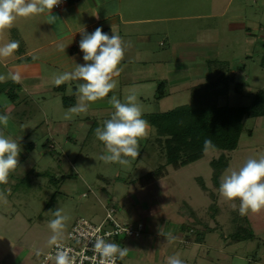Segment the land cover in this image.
Segmentation results:
<instances>
[{
	"label": "rangeland",
	"instance_id": "obj_1",
	"mask_svg": "<svg viewBox=\"0 0 264 264\" xmlns=\"http://www.w3.org/2000/svg\"><path fill=\"white\" fill-rule=\"evenodd\" d=\"M152 5L157 7L155 15L171 17L161 22L159 31H165L166 35L158 37L160 49L166 47L168 38L182 43H212L188 55L186 62L193 65L186 72L174 71L172 77L175 84L172 86L151 83L141 91V99L136 91L132 92L142 108L143 119L148 121L149 135L139 141L138 157H128L127 164L105 163L100 159L106 149L95 136L96 128L90 125L93 120H100L101 114L106 111L88 110L66 119L65 114L70 107L63 100L70 103L73 97L69 91L63 96L59 94L53 101V107L64 112L58 119L70 121L71 132L68 136L50 135L46 125L50 124L52 111H47V116L43 117L34 101L36 99L26 95L23 100L24 93H20L21 102H16L8 113L11 117L9 122L19 131L14 133V138L26 136L25 141L31 142L34 147L27 149L25 142L19 143L22 149L18 157L20 166L10 174L7 184L0 185V193L7 196V203L0 198V264H41L52 245L49 243L53 235L49 222L55 218V210L59 209L68 218L57 240L61 241L75 218L98 222L103 217L105 207L110 203L105 199L106 192L96 197L98 188L116 186L112 190L117 203L120 197L121 200H128L125 185L116 180L117 176L127 179L128 175V179L138 180L143 175L148 177L151 171L153 175H156V170L161 174L156 167L163 159L158 155V144L154 141L156 136H160L150 123L152 114L189 104L190 95L199 92L210 80L217 82L214 86L217 90L213 88L216 106H248L255 91L264 89V0H155ZM13 35L10 40L16 37L15 33ZM168 55V52L159 54L160 58L171 61ZM223 75H226L227 81ZM181 78L186 80L182 83ZM177 79L180 82L176 84ZM235 83L240 84L239 87H234ZM194 86L192 93L190 87ZM159 91H164L166 97L158 98ZM201 93L198 95L204 94ZM127 94L123 93L122 97ZM5 98L9 100L12 97ZM6 113L0 106V114ZM54 118L56 116L52 120ZM71 136L75 142L67 141ZM48 138L53 141L52 148L46 146ZM219 153L215 149L204 150L203 157L178 169L171 164L165 165L171 178L167 181L171 183L168 185L171 196L178 198V202L189 198L198 211L196 216L189 217L190 221H181L185 230L182 235L193 239L204 233L205 245H189L181 253L191 260L190 264H264V210L241 216L238 212L239 200L227 201L219 194V187L212 183L208 163ZM223 154L228 159L220 180L228 171L239 169L248 158L264 154V115L243 117L237 146L231 151H223ZM97 175L103 176L106 181ZM200 180L204 188L200 187ZM83 191L88 194L81 195ZM111 204L115 210L113 216L118 222L135 224L139 221L144 226L143 217L136 211L128 213L127 209L113 202ZM233 204L236 211L232 208ZM172 207L168 213L171 220L174 213ZM187 227H190L188 231ZM124 238V235H119L114 241L122 247ZM141 252L145 253L142 248ZM195 252L200 256L194 257ZM181 253L177 252L179 257ZM121 262L144 264V261L137 262L128 256Z\"/></svg>",
	"mask_w": 264,
	"mask_h": 264
},
{
	"label": "crops",
	"instance_id": "obj_2",
	"mask_svg": "<svg viewBox=\"0 0 264 264\" xmlns=\"http://www.w3.org/2000/svg\"><path fill=\"white\" fill-rule=\"evenodd\" d=\"M153 1L155 0H151V4H149L150 0H67L62 6L52 10V14L60 18V30H57L55 24L45 22L46 14L29 18L18 17L10 30L5 29L0 32V46L10 41L9 38L14 37V33L16 34L14 40L20 41L18 51L10 57L0 58V75L7 77L9 73L19 74L21 82L13 83L11 79H8L6 83H0V106L7 113H10L16 106V102H21V92L24 93L23 100L26 99V95L30 98L33 96V99H36L34 101L38 111L43 117L47 116V111L53 113L49 116L50 124L46 125L47 132L50 135H70L71 123L65 119H58V116L64 112L55 110L53 101L59 94L63 96L68 91L74 92L80 81H71L56 87L53 80L58 75L74 68V63H84L83 53L78 47L81 31L85 30L91 33L96 27H101L102 31L109 35L112 34L111 31L118 32L125 44L130 42L131 46L126 48L124 60L119 65L121 69L119 76L114 77L118 81L117 87L104 99L90 104L89 111H106L101 114L100 120H93L90 127L102 126L103 122L111 117L114 108L109 101L113 94L122 101L126 100L127 97H122L123 93L132 94L136 91L138 98L141 99L139 97L141 91L148 88L151 83L159 82L168 86L175 84L172 77L174 71L186 72L193 65L186 62L188 55L196 53L198 48L210 46L212 42L188 41L182 43L168 38L166 47L160 49L158 37L166 35L165 31H159L162 27L161 22L171 17L155 15L154 11L157 7L152 5ZM60 45H66L64 52L60 51ZM162 52H168V58L171 61L160 58L159 54ZM33 55L37 56L38 59L34 60ZM181 79L182 83L183 80H186V78ZM178 82L180 79H177L176 84ZM159 92L161 93L157 96L158 98L166 97L164 91ZM8 94H14V98L9 99L10 101L5 98L8 97ZM72 97V102L68 103L63 100V103L68 107L74 106L78 97L75 95ZM37 101L43 103L39 104ZM54 116L56 118L52 120ZM77 125L80 126V123L78 122ZM0 131L12 138H14V133L19 132L17 128L12 127L10 122H8L7 127L0 125ZM26 138V136L19 135L16 140H19L18 143L25 142L27 147L30 144L33 148L34 144L25 141ZM49 139L51 138L46 140V146L52 148L51 143L53 141L50 142ZM74 139L71 136L67 138V141H74ZM159 165L161 166L159 167L161 174L156 172V175H153L151 171L148 173L149 178L144 175L142 179L138 180L128 179V175L127 179L116 177V180L124 183V191L128 200H121L120 197L117 200L119 204L116 203V196L112 190V187L116 188L114 185H103L98 188V195H96L98 197L106 192L107 203L113 202L114 205L127 209L128 213L136 211L137 215L143 217L144 230L139 238L125 237L122 240V247L129 248L128 258H133L137 262L144 261V264H165L167 257L178 255L177 252L181 253L189 245H205L204 233L196 235L193 239L182 235L185 230L184 227H181L183 225L181 221L185 220L186 222L190 219L189 217L196 216L198 211L189 198H183L178 202V198L171 196L168 186L171 183L167 182L171 178L165 169V165L168 164H164L163 161ZM178 168L174 167V169ZM98 178L106 181L103 176H98ZM86 184L87 188L89 187L91 190L89 183ZM202 192L206 195L204 191ZM85 194L84 191L81 193V195ZM103 203L104 201L102 205ZM171 205H173L172 210L174 211L172 220L171 217L168 218ZM161 228L162 232H159ZM189 228L187 227V231ZM169 233L175 237V240L170 241L167 238ZM180 244L183 245L180 246ZM141 248L145 253L142 254ZM183 255L180 258L184 264H190L191 260ZM195 255L200 256L198 252L193 254L194 257ZM193 264L195 263L193 262Z\"/></svg>",
	"mask_w": 264,
	"mask_h": 264
},
{
	"label": "clouds",
	"instance_id": "obj_3",
	"mask_svg": "<svg viewBox=\"0 0 264 264\" xmlns=\"http://www.w3.org/2000/svg\"><path fill=\"white\" fill-rule=\"evenodd\" d=\"M61 3L62 0H0V32L10 30L18 17L29 18L39 14H46L45 22L55 24L57 30H60V18L53 15L52 10ZM111 32L109 35L103 32L101 27H96L91 33L82 30L78 47L83 53L84 63H74V68L54 78L53 84L56 87L67 82L80 81L75 91H70V94L78 97V101L69 108V112L65 114L66 119L87 113L90 104L104 99L117 87L118 81L114 77L119 76V65L124 60L126 48L131 45L130 42L125 44L118 32ZM19 47V40L8 41L0 46V58L12 56ZM65 47L66 45H60V51L64 52ZM32 58L38 59L35 55ZM8 79L13 83L21 82L19 74L9 73L7 77L0 75V83H6ZM109 103L114 112L102 126L95 129L96 138L106 149L100 159L105 163L127 164L128 157H138L139 141L149 135L148 121L143 119V111L137 103L135 93L129 94L124 102L113 94ZM10 118L8 113L0 114V125L7 127ZM18 141L0 131V185L7 184L10 174L20 166L18 157L22 149ZM214 147L211 139H205L206 150ZM8 193L10 194V190ZM219 194L227 201L239 200L238 212L241 216L264 210V154L256 158L250 157L239 169L228 171L220 181ZM0 198L7 203L4 193H0ZM232 208L237 210L235 204ZM54 217L49 222L53 233L50 244H56L68 219L59 209L54 211ZM100 230L97 229V232ZM167 238L170 241L175 240L171 233ZM91 248L97 255L98 264H117L129 251V248L109 242L99 235L94 238ZM55 264H72L69 253L58 250L55 254ZM165 264H184V261L179 255H172L167 257Z\"/></svg>",
	"mask_w": 264,
	"mask_h": 264
},
{
	"label": "trees",
	"instance_id": "obj_4",
	"mask_svg": "<svg viewBox=\"0 0 264 264\" xmlns=\"http://www.w3.org/2000/svg\"><path fill=\"white\" fill-rule=\"evenodd\" d=\"M223 78L227 81L226 75ZM216 84L217 82L210 80L204 88H200L199 92L204 93L203 95H198L199 92L195 91L190 95L189 104L152 114L150 123L162 137L156 136L154 139L158 144V155L164 164H171L173 167L184 166L201 158L206 150L205 139H211L215 146L213 149L220 151L216 158H211L208 162L212 183L219 187V175L226 167L228 159L223 151H231L237 146L243 117L264 115V89L255 91L248 106H216L213 98ZM239 85L235 83L234 87ZM195 87H190L192 93ZM8 97L13 99L14 94H8ZM27 149H31L30 144ZM159 167L161 166L157 169ZM199 185L204 188L201 180Z\"/></svg>",
	"mask_w": 264,
	"mask_h": 264
},
{
	"label": "built area",
	"instance_id": "obj_5",
	"mask_svg": "<svg viewBox=\"0 0 264 264\" xmlns=\"http://www.w3.org/2000/svg\"><path fill=\"white\" fill-rule=\"evenodd\" d=\"M67 0H62V3L54 8H59ZM115 212L112 204L105 207L103 217L98 222H93L83 217H77L72 222L69 230L66 232L65 239L52 244L49 251L43 256L41 264L52 262L55 264V254L62 249L69 253L72 264H98L96 253L92 250V242L94 238L104 236L109 242L115 243V238L119 235L125 237H137L143 232V224L136 222L132 224L118 222L113 213ZM102 226V228H101ZM97 229H101L97 232ZM111 233V235H110ZM117 264H122L121 260Z\"/></svg>",
	"mask_w": 264,
	"mask_h": 264
}]
</instances>
